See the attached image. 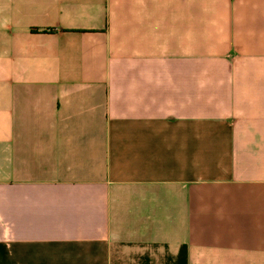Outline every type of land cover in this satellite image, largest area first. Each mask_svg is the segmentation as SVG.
Segmentation results:
<instances>
[{
    "label": "crops",
    "instance_id": "1",
    "mask_svg": "<svg viewBox=\"0 0 264 264\" xmlns=\"http://www.w3.org/2000/svg\"><path fill=\"white\" fill-rule=\"evenodd\" d=\"M0 264H264V0H0Z\"/></svg>",
    "mask_w": 264,
    "mask_h": 264
}]
</instances>
